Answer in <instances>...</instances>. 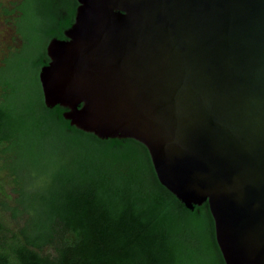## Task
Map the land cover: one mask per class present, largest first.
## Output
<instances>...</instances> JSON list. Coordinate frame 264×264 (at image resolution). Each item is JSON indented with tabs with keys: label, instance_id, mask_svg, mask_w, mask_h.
<instances>
[{
	"label": "water",
	"instance_id": "1",
	"mask_svg": "<svg viewBox=\"0 0 264 264\" xmlns=\"http://www.w3.org/2000/svg\"><path fill=\"white\" fill-rule=\"evenodd\" d=\"M48 44L45 103L134 138L187 207L209 203L226 264H264V0H78Z\"/></svg>",
	"mask_w": 264,
	"mask_h": 264
},
{
	"label": "trees",
	"instance_id": "2",
	"mask_svg": "<svg viewBox=\"0 0 264 264\" xmlns=\"http://www.w3.org/2000/svg\"><path fill=\"white\" fill-rule=\"evenodd\" d=\"M46 1L18 0L12 8L0 2L20 39L0 61V156L15 152L22 146L15 140L26 134L37 138V149L22 152V184L16 189L22 197L11 208L15 218L29 217L12 229L0 214V264H198L190 236L177 230L186 215L201 223L209 250L201 264H226L209 203L187 207L160 182L142 142L100 138L71 125L63 115L66 108L46 105L39 75L50 61L47 47L54 37L67 38L79 5L54 0L57 10L46 14L40 11ZM23 2L29 11L20 12ZM49 120L63 129V142L46 129ZM124 148L128 152L119 160H140L134 172L125 165L114 174L98 167V151ZM66 153L76 156L65 166ZM29 157L39 158L40 166H31ZM23 197L32 201L25 205Z\"/></svg>",
	"mask_w": 264,
	"mask_h": 264
},
{
	"label": "rangeland",
	"instance_id": "3",
	"mask_svg": "<svg viewBox=\"0 0 264 264\" xmlns=\"http://www.w3.org/2000/svg\"><path fill=\"white\" fill-rule=\"evenodd\" d=\"M17 1L18 0H0V2L3 4V7L9 8H12L13 3ZM55 2L56 1L54 0L43 2L42 5L40 4V11L46 14H51L55 12L57 10ZM19 9L20 12L29 11L30 5L28 3L25 4V2H23L20 5ZM8 20L9 16L5 15L3 12V8L0 7V61L4 54V51L7 50L8 47H12L20 43V39H18L15 35V31L12 26L13 21ZM46 124V129L53 131L54 137L61 139L63 142V138L65 136L63 129L51 120L47 121ZM30 136L31 135L26 134L22 138H20L21 140H15L18 144H21L22 146H17L15 152L8 153L5 155L2 154L0 156V214L4 222H6V224L12 229H18L19 227H22L24 225L25 220L27 221V218L29 217L27 213H24L22 216L20 215L19 217L15 218L13 216L11 208L15 205H19L17 204V202L19 203L22 197L20 194H18L16 190L21 186L20 184H22V178L20 176L23 173V156H21L22 152H24V149H27V147L31 148L34 145L37 149V144L35 140L37 138ZM126 152H128L126 148L122 149L121 151H98L95 154V161L99 168H102L111 174L117 172L118 165H125L127 170L134 172L136 168L139 167L140 160L138 158L119 160V156L124 155V153ZM75 156V153L64 154L62 159L64 165H68ZM33 158L34 157H29L31 163L27 159L25 160L28 161L31 166H33V164L34 167H36V165L40 166L39 158H37L38 160H34ZM50 162H53V160H50ZM52 165L53 164H51L50 167ZM26 177L27 176H25V178ZM23 200L25 205L32 201L27 197H23ZM3 202H6L9 207L3 208ZM199 223L200 222L193 216L186 215L180 218L177 230L184 236H190L189 238L191 239V241H189V245L193 250L192 252H199L198 264H201L202 260L205 259V254L203 252H209V250L206 248L207 246L204 242V234L200 230ZM47 249L51 250L50 247H47L46 251Z\"/></svg>",
	"mask_w": 264,
	"mask_h": 264
}]
</instances>
